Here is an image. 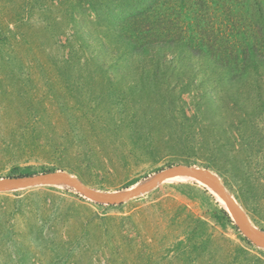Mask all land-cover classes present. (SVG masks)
Instances as JSON below:
<instances>
[{"label": "rangeland", "instance_id": "rangeland-1", "mask_svg": "<svg viewBox=\"0 0 264 264\" xmlns=\"http://www.w3.org/2000/svg\"><path fill=\"white\" fill-rule=\"evenodd\" d=\"M155 1L0 0V177L64 170L115 191L196 165L264 229V55L237 54L260 41L219 4L200 18L157 1L156 27L138 12ZM181 40L220 41L208 50L223 60ZM223 208L186 177L118 205L59 185L1 191L0 264H264Z\"/></svg>", "mask_w": 264, "mask_h": 264}, {"label": "water", "instance_id": "water-1", "mask_svg": "<svg viewBox=\"0 0 264 264\" xmlns=\"http://www.w3.org/2000/svg\"><path fill=\"white\" fill-rule=\"evenodd\" d=\"M188 177L210 189L221 201L230 220L253 246L264 249V229L254 225L243 207L227 190L219 176L209 168L176 163L162 168L145 180L115 191L92 188L76 176L64 170H52L30 175L0 177V192L39 185H59L73 189L81 196L100 204L118 205L153 189L159 184L175 178Z\"/></svg>", "mask_w": 264, "mask_h": 264}, {"label": "trees", "instance_id": "trees-1", "mask_svg": "<svg viewBox=\"0 0 264 264\" xmlns=\"http://www.w3.org/2000/svg\"><path fill=\"white\" fill-rule=\"evenodd\" d=\"M157 1H161V0H156L154 2V5L149 4L148 6H144V4L142 3L141 8L138 11L140 16H143L144 18L150 17V19H153L159 22L158 24H156L155 22H152L156 24V27L164 26L167 23L165 20V17L160 16L159 12L155 9L156 7L160 5L158 4ZM167 2L168 1L163 2V3L167 4ZM172 2L177 3L174 5L178 6L179 9H182L183 7L189 6V5L191 6V8L192 6H195V10L197 11L196 16L200 18H203L204 16H206L208 13V10L211 7L214 8L216 4H219L220 6H217V7L221 8L222 13L224 14L226 13L228 14V17H231L230 18L231 23H233L236 28L238 27L243 28L245 25L246 28L248 29V22L247 23L244 22L245 19L248 18L249 25L253 29L252 36H254L260 42L242 41L241 45H239V48L237 49V54L240 53L243 55V57H241V60H242L241 63L243 64L245 63L244 59L245 60L248 59V60L255 62L256 60H259L261 56L264 55L263 54L264 53V0H215V2L214 0H172ZM230 3L232 4V6H230ZM144 7L147 8V10L144 9ZM147 12L149 13L147 16H145ZM149 14L151 15L149 16ZM211 28H212V25H211ZM157 30H159L158 36L160 37L157 39L156 42L158 43L171 42V41H165L167 29H164V27H161V30L160 29H157ZM238 30L239 29H237V33H238ZM241 32H246V29L243 28ZM176 42H178L179 45H186V46L189 45L191 47L190 51L193 50V51L202 52L204 50L208 52L209 54H211L213 57H217L219 61L223 60L221 54H219L220 50H218L217 46L215 45L216 41H209L207 43L202 40H198V41L195 40L192 42L188 40H181V41H176ZM216 43L219 46L222 45L220 41L219 42L217 41ZM212 47L217 49L215 51H218L219 53H216V52L214 53L213 51L208 50ZM222 48L224 49L225 47H222ZM220 213H221V217L226 218L229 222H232L229 216L227 215V213L224 211V209H221ZM244 240L246 243L250 244L249 241H247L245 238Z\"/></svg>", "mask_w": 264, "mask_h": 264}, {"label": "bare ground", "instance_id": "bare-ground-1", "mask_svg": "<svg viewBox=\"0 0 264 264\" xmlns=\"http://www.w3.org/2000/svg\"><path fill=\"white\" fill-rule=\"evenodd\" d=\"M176 178V177H175ZM186 178H188V177H186ZM173 179V178H172ZM166 182V181H165Z\"/></svg>", "mask_w": 264, "mask_h": 264}]
</instances>
